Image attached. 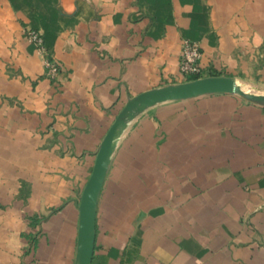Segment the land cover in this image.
<instances>
[{
    "label": "crops",
    "instance_id": "crops-1",
    "mask_svg": "<svg viewBox=\"0 0 264 264\" xmlns=\"http://www.w3.org/2000/svg\"><path fill=\"white\" fill-rule=\"evenodd\" d=\"M184 38L208 76L264 86V0H0V264H77L100 144L130 98L184 80ZM92 264H264V101L204 94L129 120Z\"/></svg>",
    "mask_w": 264,
    "mask_h": 264
},
{
    "label": "water",
    "instance_id": "water-1",
    "mask_svg": "<svg viewBox=\"0 0 264 264\" xmlns=\"http://www.w3.org/2000/svg\"><path fill=\"white\" fill-rule=\"evenodd\" d=\"M212 93H237L253 100L264 101V94L247 93L238 85L235 77L229 75H210L180 83L168 84L144 91L128 100L100 144L93 170L81 195L77 264H92L95 250L98 199L107 175L111 157L116 148V143L127 122L144 109L158 103Z\"/></svg>",
    "mask_w": 264,
    "mask_h": 264
},
{
    "label": "built area",
    "instance_id": "built-area-1",
    "mask_svg": "<svg viewBox=\"0 0 264 264\" xmlns=\"http://www.w3.org/2000/svg\"><path fill=\"white\" fill-rule=\"evenodd\" d=\"M29 40L36 46L38 53L42 56L45 66V75L55 78L60 72L58 61L50 54L46 45L45 35L37 28H29L26 30ZM202 50L198 42L184 38L182 39V47L180 53V72L183 81H189L206 75L201 65Z\"/></svg>",
    "mask_w": 264,
    "mask_h": 264
},
{
    "label": "rangeland",
    "instance_id": "rangeland-1",
    "mask_svg": "<svg viewBox=\"0 0 264 264\" xmlns=\"http://www.w3.org/2000/svg\"><path fill=\"white\" fill-rule=\"evenodd\" d=\"M208 76L207 74L204 77ZM238 84L247 93H261L264 94V86L258 83H247L245 81L238 80Z\"/></svg>",
    "mask_w": 264,
    "mask_h": 264
}]
</instances>
